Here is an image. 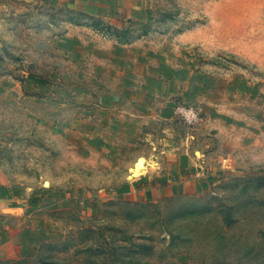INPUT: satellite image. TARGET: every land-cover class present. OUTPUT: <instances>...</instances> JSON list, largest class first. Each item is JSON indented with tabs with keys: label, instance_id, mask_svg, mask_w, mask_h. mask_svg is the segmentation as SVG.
I'll use <instances>...</instances> for the list:
<instances>
[{
	"label": "rangeland",
	"instance_id": "obj_1",
	"mask_svg": "<svg viewBox=\"0 0 264 264\" xmlns=\"http://www.w3.org/2000/svg\"><path fill=\"white\" fill-rule=\"evenodd\" d=\"M105 6L0 0V184L19 183L26 217L0 264H264V0ZM189 29L193 58L159 57L163 91L120 101L106 40ZM167 156L199 184L130 190Z\"/></svg>",
	"mask_w": 264,
	"mask_h": 264
},
{
	"label": "crops",
	"instance_id": "obj_2",
	"mask_svg": "<svg viewBox=\"0 0 264 264\" xmlns=\"http://www.w3.org/2000/svg\"><path fill=\"white\" fill-rule=\"evenodd\" d=\"M112 1L115 3V0ZM66 2L77 7L80 6V9L87 14H112V9L105 6L106 0H66ZM200 39L199 33L195 29H189L186 33H179L173 36L171 41L159 44V46H155L147 38H140L128 43H119L113 39L106 40L112 47L108 64L113 80H116V85L120 86L115 91L119 94V100L130 101L126 93L146 94L149 91H163V88L158 85H163L166 76L159 70L157 71L160 65L159 57L167 54L170 58L169 62H171L174 54L179 55L182 51L181 57L189 59L192 56L191 51L181 44L186 41L189 44H198ZM179 42L181 43L179 44ZM164 60L167 61L166 57ZM145 68L147 70H144ZM199 174V171H194L190 166L183 164L180 157L167 156L162 161L147 164L145 174L132 178V182H130L132 189L130 190L137 194L154 190H162L167 194L182 193L199 184ZM20 188L21 186L17 182L0 184V205H2L0 206V233L9 232L12 241L20 237V223L26 219L17 200ZM27 195H31V193ZM29 199V205H31V197Z\"/></svg>",
	"mask_w": 264,
	"mask_h": 264
},
{
	"label": "built area",
	"instance_id": "obj_3",
	"mask_svg": "<svg viewBox=\"0 0 264 264\" xmlns=\"http://www.w3.org/2000/svg\"><path fill=\"white\" fill-rule=\"evenodd\" d=\"M177 108L178 112L183 115L188 121H193L197 116L194 108L191 106H188V108L184 106H178Z\"/></svg>",
	"mask_w": 264,
	"mask_h": 264
},
{
	"label": "trees",
	"instance_id": "obj_4",
	"mask_svg": "<svg viewBox=\"0 0 264 264\" xmlns=\"http://www.w3.org/2000/svg\"><path fill=\"white\" fill-rule=\"evenodd\" d=\"M93 20H94L95 22H97V23H101V21H102V20H100V19H96V18H93Z\"/></svg>",
	"mask_w": 264,
	"mask_h": 264
},
{
	"label": "bare ground",
	"instance_id": "obj_5",
	"mask_svg": "<svg viewBox=\"0 0 264 264\" xmlns=\"http://www.w3.org/2000/svg\"><path fill=\"white\" fill-rule=\"evenodd\" d=\"M140 165V164H139Z\"/></svg>",
	"mask_w": 264,
	"mask_h": 264
}]
</instances>
